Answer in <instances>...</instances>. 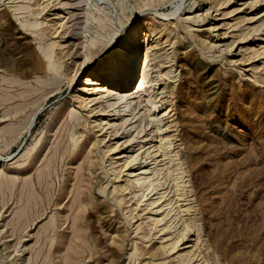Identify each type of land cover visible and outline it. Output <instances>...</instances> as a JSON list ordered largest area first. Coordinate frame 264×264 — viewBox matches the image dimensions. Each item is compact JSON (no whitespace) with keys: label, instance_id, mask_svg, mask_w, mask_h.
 I'll list each match as a JSON object with an SVG mask.
<instances>
[{"label":"rangeland","instance_id":"obj_1","mask_svg":"<svg viewBox=\"0 0 264 264\" xmlns=\"http://www.w3.org/2000/svg\"><path fill=\"white\" fill-rule=\"evenodd\" d=\"M36 1L0 0V63L11 60L10 65H0V264H152L173 260L162 253L158 228L150 234L147 224L151 214L140 208L131 211L142 192H125L122 200L114 190L116 185L106 173L119 153L105 156L107 141L99 150L93 146L95 165L84 170L85 181L80 188L84 204L79 225L84 228L85 244L75 240L74 250L67 249L73 231L75 209L70 205L79 160L70 163L69 156L60 159L49 183L38 182L42 167L39 158L49 157L59 140L65 138L70 144L73 134L80 142L90 137L93 143L99 137L94 131V118L88 117L86 110H79L82 117L76 128L70 118L71 109H79L75 96L85 80L82 72L72 86L66 84L51 93L31 128L27 127L42 104V93L57 86L39 46L47 48L56 43L57 57L62 59L57 60L66 64L60 78L68 81L76 68L70 65L75 58L64 57L66 47L83 44L86 16L90 19L86 32L89 42L94 38L106 43L101 55L94 58L109 68L124 59L130 37L136 32L132 27L138 26L141 46L136 52L135 46L131 48L137 61L131 89H138L143 77H136L137 70L148 64L146 86L156 100L152 105L155 115L162 125L169 126L164 136L169 135L173 150L170 172L160 163L154 178L163 182L159 191H166V199L175 200L178 193L187 199L181 203H188L183 208L192 211L187 210L184 216L190 219L189 239L200 236L198 246L210 264H264V0H78L84 5L80 10L62 9L61 4L59 9L50 6L38 17L36 11L46 3L39 0L43 4L38 7ZM65 12H73L76 19H67L72 26L64 38V33L53 35L51 25L57 20L54 17L66 16ZM101 20L105 22L104 33L98 31ZM38 21L44 22L33 27ZM39 30L47 33L40 42L35 35ZM72 31L81 39L71 37ZM62 49L64 54L59 53ZM75 53L78 63L82 62L83 50L74 48L71 55ZM146 54L149 57L145 62ZM42 80L45 82L41 84ZM50 82L54 86L48 87ZM37 88V92L43 89L36 95L33 90ZM26 101L28 106L20 108ZM146 116L141 110L136 117ZM110 118L111 123L122 122ZM138 125L146 127L147 138L153 139L146 147L157 143L148 119ZM130 138L113 139L110 144ZM41 139L42 155L28 157ZM131 172L138 173L125 171L122 182ZM12 177L17 178L16 183ZM26 178H31L28 190L36 205L29 209L24 205ZM177 184L182 185L181 190ZM153 194L147 198H156ZM138 224L143 230L136 231ZM134 246L138 260L131 256ZM77 252H82V257L76 256ZM151 253L156 255L150 258ZM174 260L172 264H176Z\"/></svg>","mask_w":264,"mask_h":264},{"label":"bare ground","instance_id":"obj_2","mask_svg":"<svg viewBox=\"0 0 264 264\" xmlns=\"http://www.w3.org/2000/svg\"><path fill=\"white\" fill-rule=\"evenodd\" d=\"M43 1L46 4L43 6V8H41V10L36 11L37 17L50 6H56L57 7L56 9H59V6L62 4L64 5L62 9L73 8L74 10H80L84 6V5H81L82 2H79L78 0L77 2L71 5H69V2L72 0H43ZM42 4L43 3H40V1L38 0L37 6L40 7ZM26 8H29V6H27ZM63 14H65L66 16L64 15L56 16L53 18L57 20H55L54 23L51 25V29L53 30L52 31L53 35H56V34L63 35L64 33L62 37L65 38L66 33L69 31L70 27L72 26L71 21L68 20L67 22V19H71L73 17L72 19L74 20L76 18H74L75 14L73 12H65ZM263 15H264V11L261 12V16ZM43 22L38 21L33 24V27L38 28L39 26L43 24ZM142 23L145 24L146 21H143ZM89 24H90V19L88 16H86L85 30H84L85 35L83 37L84 38L83 44H81V42L78 44L71 43V46L66 47L68 49V51H66L67 53H65L64 52L65 50L63 49H62L63 50L62 52H59L63 54L65 53L64 57L75 58V59H71L70 65L76 68V71L74 75L71 74L68 81H66L65 78H60V76L64 73V71H66V64L63 63V61L60 62L59 60H57L59 57H57V52L55 49L56 43L53 42L47 48H43L41 45L39 46V50H41V55L44 57V59L48 60L47 69L50 73L51 78L53 77L55 82H57V86L54 90L52 91L50 90L51 92L49 93H48L49 91L48 90L47 93H44L45 95H43L42 93V96H41L42 100L37 99L40 97H37L36 95L44 87L42 89L39 88V92H37L38 88L36 91L33 90L36 93V95L35 94H32V95L36 96L37 101L40 100L42 104L38 105L39 107L37 108V110L33 113L32 117L30 118L32 120L30 121V125L27 126L28 128H31L32 126L31 122H34V120L37 117V114L39 113V111L41 110V107L43 106V102L47 100V98L51 95V93L53 94V92L55 93L57 90H61L63 87H65L66 84L69 86H72L74 81L76 80L77 74L81 72L86 74V76L84 77L85 80L81 84L82 88L78 90V94H76L75 96L76 101L74 100L75 103H77V105L79 106V109L77 111L75 110V108L71 107L72 112L70 113V118L73 121V123L75 122L73 126L74 128H76L77 122L79 121L80 117H82L79 113V110L81 111L86 110L87 113L89 114L88 117L94 118L93 126L96 129V130L94 129V131H97L99 133L98 134L99 137L93 143L91 142L90 137H85L82 140V142H80L81 139L79 140L73 137V134H72V137H71L72 143L69 144L67 140H64L65 138H62L63 140H59L56 143V145L50 149L51 154L49 157H47L46 155L43 157L40 156L39 161H38V164L42 165L41 170L39 169V172L37 175L38 182L39 184H43V183L46 184V183H49L50 179L52 178L53 172L55 173L56 170L54 169L58 167L59 163L61 162L60 159H64L69 156V159L71 161L70 163H73L75 159L79 160L78 162L79 164L77 165V168H76V170L78 169L77 173L79 175L77 173H76L77 176L75 175L76 177L74 180L76 182L75 183L76 185H75V191L73 192L74 198L72 199L71 205H70L71 209L72 210L75 209L76 212L73 211L74 214H72L73 216L71 217L72 218L71 220L73 222L71 225V228L73 231H72V237L68 241L69 244L67 245V249L74 250L73 247L75 246L74 243H76L75 240L82 242V244H85L86 240L84 238L85 236L83 235L84 228L81 225H79L80 212L84 204L83 192L80 190V188L83 185V182L85 181L84 170L86 168L91 169L92 166L95 165V161L92 159L93 157L92 154L94 152L93 146H95V148H98L99 150L100 144L107 141L105 143L106 148H107L105 151V156L108 157V155H112L116 153H119V154L113 158L114 161L110 163L112 166L107 169L106 174L110 178V182L116 185L114 186V190H116L117 193H119V196L122 200L125 199L126 194L127 195L131 194L133 190L137 192V194L139 192H142L141 195L136 198V201H135L136 205L131 211L133 212L134 210H137L138 208H140L141 212H146V214L148 213L151 214V216L148 217L149 221H148L147 226L150 228V234L154 231V229L158 228L157 235L162 243V246H161L162 253L167 256H171L173 260L175 259L174 261H176V264H198L201 260L202 262H200L199 264H210L208 260L209 257H207L206 254L201 253V247L198 246V243H199L198 239L200 236L197 234V239L195 238L189 239L190 238L189 235L192 232L190 223L188 221L190 219L186 220V218L188 217L185 218L184 216L188 215L186 214V211L189 210L190 207L183 208V206L188 203H181V201H185L187 199L183 198V193H180V194L178 193L179 194V195L177 194L178 198L175 200L170 197L166 199L167 198L165 196L166 191L161 192V193L159 191L160 190L159 187L163 185V182L159 178H154L155 174H157L158 172V167L160 166V163H163L161 165V166H164L162 169L167 170L168 173L170 172L171 170L170 163L173 160V155H172L173 150L170 149L171 143L169 141V135L164 136V133H166V131L169 129V126L165 127V125H162V120H160V118L157 117L158 115H155L156 109H154L152 105L156 103L155 102L156 100L155 101L152 100L153 95H151L149 89H147V86H146V83L148 82L146 79L149 76L148 71H147V68L149 66L148 64L142 66L143 70H139V69L137 70L136 77L138 78L143 77L142 79L143 81L139 85L138 89L135 92H133V89H131V84L133 80L136 79L135 78V67L137 65L135 55L134 53L131 52V48L135 46V52H136L137 49H139V47L141 46V41L138 40V37H137L138 35V32L136 30L138 27L137 24L134 25V27H132L131 31L133 33L134 31L136 32L134 33L132 37H130L132 40L130 39L131 42L129 44V47H127V51H126V55H124V59L121 62H114L110 68L107 67L108 64H104V65H101L100 63L98 64L97 60L94 58L99 53L101 55V52H103L101 50L105 48L106 43H104L102 40L99 41L98 39L96 40L94 38H91L92 36L91 37L89 36L91 38V41L89 42L87 38L88 34H86V32H88L87 28ZM139 27H144V26H139ZM40 29L43 30L42 27ZM104 30H105V22L104 20H101L98 25V31L101 33H104ZM32 32H35V31H32ZM46 34H44L43 31H40V30L35 32L36 39L39 40V42L44 39L43 37ZM73 35H76V40L81 39L80 36H77V33H74L72 31L71 37H73ZM145 36H147V34ZM61 42H66V40H62ZM80 45H83V46L81 47ZM58 46H60V44H58ZM74 48H77L79 51L83 50L82 54L84 55V59L82 58L83 61L80 63H78L76 59L79 57V55H77L76 53L74 56L71 55V51L73 52ZM89 48H91V50L89 51V53L91 52L90 56L87 53ZM148 51L149 50L147 48V52ZM258 52L259 50L256 51V53ZM148 57H149L148 54H146L145 62L148 59ZM10 62H11L10 59L8 60L6 59V61L3 63H0V65H10L11 64ZM93 65H94V69L92 68ZM140 69H141V66H140ZM105 75L106 77L103 78V76ZM53 79H51L52 82L54 81ZM104 79L106 80V82ZM58 80L60 81L59 83H58ZM42 81L43 82H41V84L45 82L44 80ZM52 82H50V84L47 83L48 87L50 85L54 86ZM44 86L47 87L46 84ZM151 87L152 86H150L149 88ZM28 97H25L24 99L27 100ZM144 97H146V99ZM0 99H1V96H0ZM7 100L9 99L7 98L6 101ZM27 104H28V101H26L24 105L22 104L23 106L22 105H19V106H22L20 108L24 109L23 107H25V105ZM15 106L13 105L12 108ZM141 110L143 111L144 115H147L148 117L146 116V117L137 119L136 116ZM9 112H10V109H9ZM154 115L155 117H153ZM127 116L128 118H126ZM99 117H101V119H98ZM108 117L109 119H107ZM110 117H113L112 119L122 120V122L119 124L111 123ZM147 119L149 121V125H151L150 130L152 131V129L154 128L153 130L154 135H155L154 141L157 142L152 145H149L148 147H146V145L151 144L153 139L147 138V135H148L147 128L146 127L141 128L140 125L135 126L138 122L139 123H142L143 121L147 122ZM11 124L13 125V123ZM64 124H66V122ZM67 127L69 128V126ZM63 128L65 129L64 126ZM126 136L131 137V138L122 143L116 142L115 144H110V141H112L113 139L116 140V139H119L121 137H126ZM139 138H144V139L139 141L138 140ZM38 143L37 145H35V147L33 146L34 147L32 148L33 153L31 154L28 153L29 154L27 155L28 157L35 158L37 154L42 155V153H40L39 151H40V148L42 147L43 140L42 139L39 140ZM7 145L10 146L11 144H7ZM132 153H135V154H132ZM31 164L32 163L30 162L28 166H30ZM128 170L138 171V173L135 174L134 172H131V174L128 175L127 178L124 180L125 183H123L124 182V181L122 182V178L124 176L123 173ZM12 179H13V183L17 182V178L12 177ZM24 180L25 181L23 182L24 183L23 186L27 188L26 189L27 197L24 201L26 203H24V205L26 206V209H29L32 206L33 207L36 206L34 204L35 199L32 200L33 197L30 195L31 189L30 191L28 190L29 188H31L29 186L31 185L30 184L31 178H26ZM99 180L97 182H99ZM177 185H178V190H181L179 188L180 184H177ZM47 189H48V186H47ZM125 192L127 193L125 194ZM152 192H154L153 195H157V197L154 199H151V197L147 198L148 195ZM48 193H47V196H48ZM137 194H135L134 197H136ZM37 198H38V195H37ZM22 211L24 210L22 209ZM153 216H156V217H153ZM175 221L177 222L175 223ZM57 227L54 226L53 229H56ZM142 228H143L142 224H138L136 227V231L141 230ZM144 236L146 238L148 236L147 233H144L143 237ZM191 241H193L194 243H191ZM137 250L138 249H136V246H134V251L131 253V256L133 255L134 257H137L136 260H138V256H139L138 255L139 253L137 252ZM82 252H77L76 256L80 255L82 257V254H83ZM176 253L178 254L176 255ZM154 255L156 254L151 253L150 258H153L152 256ZM64 258L65 260H68L70 257L69 255H66ZM76 261H77V258H76ZM171 261H168V262L163 261V262H157V263L154 262L152 264H172Z\"/></svg>","mask_w":264,"mask_h":264}]
</instances>
